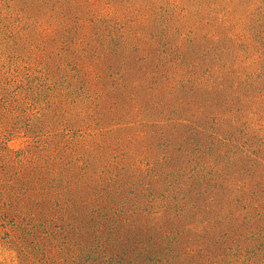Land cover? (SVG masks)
Masks as SVG:
<instances>
[{
    "label": "rangeland",
    "instance_id": "obj_1",
    "mask_svg": "<svg viewBox=\"0 0 264 264\" xmlns=\"http://www.w3.org/2000/svg\"><path fill=\"white\" fill-rule=\"evenodd\" d=\"M142 263L264 264V0H0V264Z\"/></svg>",
    "mask_w": 264,
    "mask_h": 264
},
{
    "label": "trees",
    "instance_id": "obj_2",
    "mask_svg": "<svg viewBox=\"0 0 264 264\" xmlns=\"http://www.w3.org/2000/svg\"><path fill=\"white\" fill-rule=\"evenodd\" d=\"M252 92H253V91H250L249 96H251V93H252ZM230 140H231V137H229L228 139H222V142H223V144H225V145H226V144H234L233 140H232V141H230ZM234 141H235V140H234ZM223 146H224V145H223ZM213 218H214V217H213ZM213 224H214V223H213ZM216 225H217V227H218V222H216ZM217 227H216V228H217ZM217 233H219L218 230H217ZM219 241H220L219 239H218V240H215V244H214V245L216 246V244H218ZM156 245H157V244H156ZM183 247H185V245H182V246H181V248H183ZM145 262H146V261H145ZM147 262H148V261H147ZM143 263H144V262H143ZM143 263H142V264H143Z\"/></svg>",
    "mask_w": 264,
    "mask_h": 264
}]
</instances>
